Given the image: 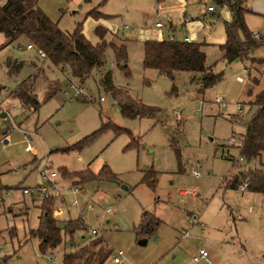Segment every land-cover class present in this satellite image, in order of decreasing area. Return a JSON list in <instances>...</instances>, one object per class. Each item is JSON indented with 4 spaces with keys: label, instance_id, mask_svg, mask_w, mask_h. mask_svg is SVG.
I'll return each mask as SVG.
<instances>
[{
    "label": "rangeland",
    "instance_id": "1",
    "mask_svg": "<svg viewBox=\"0 0 264 264\" xmlns=\"http://www.w3.org/2000/svg\"><path fill=\"white\" fill-rule=\"evenodd\" d=\"M39 2L66 31L82 22L93 43L100 40L96 26L103 24L109 29L107 39L127 43L128 59L118 60L108 47L107 62L85 80L69 69L46 67L36 84L40 104L26 109L11 89L33 68L28 63L18 74H11L4 62L9 55L29 62L37 54L27 47V40L0 51V104L8 111V118L0 123V263L64 264V253L95 236L97 227L113 249L105 264H116V254L125 257L121 264H264V192L241 190L225 181L239 168L264 172V153L248 161L241 158L236 144L257 108L256 94L264 89V61L223 58L219 45L227 39L229 5L215 0ZM208 5L217 10L209 11ZM243 5L251 9L245 12L249 27L264 33V0H243ZM95 8L105 15L88 14ZM159 13L161 20L166 24L172 20L177 28H157ZM184 17L192 20L181 24ZM187 34L194 41L207 42L208 63L223 73L203 91L199 72L178 70L172 78L143 64L146 39L172 35L183 39ZM253 55L263 57L264 45ZM107 72L116 88L160 110L125 116L119 97L102 80ZM55 78L61 88L47 97L46 87L52 80L57 82ZM217 95L224 97L225 104L216 101ZM112 123L125 129L118 132ZM48 162L58 173L50 192L56 196L55 209L62 210L60 215L54 211L61 225L78 216L87 224L72 234L63 230L62 242L42 251L31 231L39 224L43 197L24 189L44 182L40 171ZM105 165L116 173L115 178L81 181L64 174V169L70 173L85 168L97 173ZM194 166L201 176L194 175ZM149 174L157 178L155 187L144 180ZM77 182L83 191L75 197L70 187ZM181 188L197 189L199 194L179 192ZM146 209L161 222L155 231L142 235L137 225ZM195 213L203 226L193 221ZM186 229L192 236L183 235ZM201 245L209 251L211 263L193 260Z\"/></svg>",
    "mask_w": 264,
    "mask_h": 264
},
{
    "label": "trees",
    "instance_id": "2",
    "mask_svg": "<svg viewBox=\"0 0 264 264\" xmlns=\"http://www.w3.org/2000/svg\"><path fill=\"white\" fill-rule=\"evenodd\" d=\"M40 0H0V34L5 39L0 42V51L18 42L22 46L23 40L34 43L36 48H42L45 55L28 62L27 59L7 56L5 66L9 73L18 74L26 64L33 68L32 72L23 78L11 94L18 98L24 108H38L40 100L36 90L40 72L46 71V67L52 66L69 69L74 76L85 80L95 68H101L107 62V48L114 50L118 60L127 61L128 45L126 42L117 43L107 39L109 29L103 24L96 26V32L100 36L97 43L90 41L84 31L83 23L79 22L73 31H66L60 27L58 20H54L40 5ZM219 4L229 5L232 10V18L225 20L227 39L221 43L220 49L226 61L237 58H254L264 61L263 57L253 55L256 48L264 45V33L255 35L245 19V12L251 10L243 5V0H215ZM88 14L99 18L105 13L100 9L90 10ZM206 42L187 41L178 38H148L144 41L143 64L148 68H156L159 72L175 78L176 71L190 70L199 72L200 91L214 85L219 81L223 73L215 71L213 64L207 61ZM127 66V64H125ZM56 79V78H55ZM58 80V79H56ZM112 88L119 97L121 112L128 117L153 115L160 107L145 103L130 95L127 90L116 88L110 72L102 79ZM61 88L59 80H52L46 87L47 97H51ZM257 105L251 118L246 121V130L241 135L237 146L241 158L248 161L262 156L264 153V89L259 91L253 101ZM118 132L125 128L114 123ZM107 126V125H106ZM128 130V129H127ZM179 153V150H178ZM64 174L75 176L83 180L93 178H115L116 173L105 165L99 172L87 168ZM156 179L151 175H145L144 180L155 187ZM228 186L238 187L240 183L247 181L248 189L264 192V172L262 168H239V170L225 180ZM78 183V182H77ZM79 184V183H78ZM56 196L53 193L43 196L42 212L37 227L32 228V235L39 238V246L42 251L56 248L63 240V230L74 233L76 230L86 227V220L81 217L69 218L63 225L54 213ZM161 222L160 217L150 210H144L137 229L139 234L146 235L155 231ZM113 252L112 247L103 234L92 236L83 245L75 247L64 253V264H105ZM1 264V263H0Z\"/></svg>",
    "mask_w": 264,
    "mask_h": 264
},
{
    "label": "built area",
    "instance_id": "3",
    "mask_svg": "<svg viewBox=\"0 0 264 264\" xmlns=\"http://www.w3.org/2000/svg\"><path fill=\"white\" fill-rule=\"evenodd\" d=\"M208 10L211 11V12H215L217 10V8L214 5H208ZM190 19H191L190 17H186L187 21L190 20ZM156 25L158 27H160V28L166 27L167 29L172 30V31L175 30L176 27H177V24L174 23L172 20H170V22H168L166 24L163 20L159 19L158 21H156ZM255 35L259 36V33L255 32ZM184 40L191 41L192 39L189 36H185ZM27 47L29 49L36 50V52L39 55H41V56L45 55V51L42 48H36L34 43H28ZM77 92L81 93L82 89L78 88ZM216 101L222 102L223 104H225L224 97L221 96V95H217ZM239 110L242 111L243 110L242 107H239ZM3 112H4V115L2 114ZM6 118H8V111L1 109V104H0V123L3 120H5ZM231 142L232 143H236L237 142L236 137H232ZM30 148H31V145L28 144L26 146V149H30ZM193 173L197 177L201 176V172H200V170H199V168L197 166L193 167ZM40 175H41V177H42L44 182H41V183L39 182V183H37V184H35L33 186L25 187V189H24L25 192H30L33 196H42V197L45 196V195H48L49 193H51L50 192V188L56 185L55 184V179L58 176L57 171L50 169L49 168V162H48L41 169ZM45 181H47V184H45ZM238 187L241 190H246L247 187H248V182L247 181L242 182V183L239 184ZM70 191L74 194L75 197H77L78 193L83 191V187H81L79 184H72L71 187H70ZM180 191L182 193H190L193 196H197L199 194L197 189H193V190L181 189ZM108 210H110V208H108ZM54 211H55V213L57 215H60L62 213V210H58L57 208L54 209ZM192 219H193V221L195 223H199V224H201L203 226V222L201 221V217H200L199 213L193 214ZM93 232L96 235H101V231L97 227L93 228ZM185 234L189 235L190 231L189 230L186 231ZM201 259L205 260L208 263L212 262V257L210 255L209 251L203 246L199 247L198 251L193 255V260L194 261H199ZM124 260H125L124 256L117 255V254L114 255V262L116 264H121ZM7 264H12V263H7Z\"/></svg>",
    "mask_w": 264,
    "mask_h": 264
},
{
    "label": "crops",
    "instance_id": "4",
    "mask_svg": "<svg viewBox=\"0 0 264 264\" xmlns=\"http://www.w3.org/2000/svg\"><path fill=\"white\" fill-rule=\"evenodd\" d=\"M160 12V11H159ZM161 13H159L158 14V19L160 18L161 19V17H162V14L160 15ZM191 18V17H190ZM192 19H190V20H186V17H184L183 19H181V24H187L188 22H190ZM158 21V20H157ZM155 25H156V22H155ZM156 27L157 28H159L160 30H162L163 28H160V27H158L157 25H156ZM177 28V27H176ZM255 31V30H254ZM261 33V32H260ZM185 36H189L188 34L187 35H185ZM184 36V37H185ZM184 37H183V39H184ZM190 37V36H189ZM168 38H177L175 35H172L171 37H168ZM191 38V37H190ZM5 39V37H4V35L1 37V40H0V42H2L3 40ZM178 39H181V38H178ZM192 39V38H191ZM207 43V42H206ZM259 78H256V80H258ZM199 80V79H198ZM252 89H250V91H251ZM82 187V186H81ZM181 189H185V188H181ZM180 189V190H181ZM180 190H179V192H180ZM202 229H203V227H202ZM189 229H186V231H188ZM185 231V232H186ZM190 231V230H189ZM185 232L183 233V235L186 237V236H192V233H191V231H190V234L189 235H186L185 234ZM230 238H231V240H234L235 239V237L234 236H230ZM241 244L242 245H244L243 243H242V241H241ZM202 246V245H201Z\"/></svg>",
    "mask_w": 264,
    "mask_h": 264
},
{
    "label": "water",
    "instance_id": "5",
    "mask_svg": "<svg viewBox=\"0 0 264 264\" xmlns=\"http://www.w3.org/2000/svg\"><path fill=\"white\" fill-rule=\"evenodd\" d=\"M2 114L4 115V112H3ZM5 141H8V139L5 138ZM126 187H127V186H126ZM140 242H141V243H146V239H141Z\"/></svg>",
    "mask_w": 264,
    "mask_h": 264
}]
</instances>
